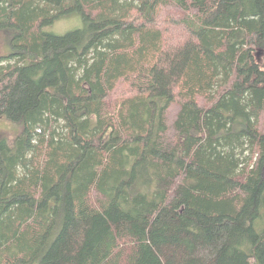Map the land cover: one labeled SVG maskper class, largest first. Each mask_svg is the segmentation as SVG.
Listing matches in <instances>:
<instances>
[{
    "label": "trees",
    "instance_id": "obj_1",
    "mask_svg": "<svg viewBox=\"0 0 264 264\" xmlns=\"http://www.w3.org/2000/svg\"><path fill=\"white\" fill-rule=\"evenodd\" d=\"M0 35V264H264V0H0Z\"/></svg>",
    "mask_w": 264,
    "mask_h": 264
},
{
    "label": "rangeland",
    "instance_id": "obj_2",
    "mask_svg": "<svg viewBox=\"0 0 264 264\" xmlns=\"http://www.w3.org/2000/svg\"><path fill=\"white\" fill-rule=\"evenodd\" d=\"M82 26V21L76 15L64 17L54 23L53 26L47 29L48 32L55 35H65L69 32L78 30ZM8 38L5 35H0V55L5 56L12 51L8 44ZM204 104V103H203ZM23 127L17 123H12L7 120L0 121V141H6L9 146L15 148V142L23 135ZM256 229H263L262 224L256 223Z\"/></svg>",
    "mask_w": 264,
    "mask_h": 264
},
{
    "label": "water",
    "instance_id": "obj_3",
    "mask_svg": "<svg viewBox=\"0 0 264 264\" xmlns=\"http://www.w3.org/2000/svg\"><path fill=\"white\" fill-rule=\"evenodd\" d=\"M262 53H259V56L261 55Z\"/></svg>",
    "mask_w": 264,
    "mask_h": 264
}]
</instances>
